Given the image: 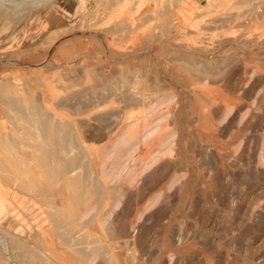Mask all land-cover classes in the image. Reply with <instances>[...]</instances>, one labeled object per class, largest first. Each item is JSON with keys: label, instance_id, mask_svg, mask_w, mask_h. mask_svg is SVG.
Here are the masks:
<instances>
[{"label": "rangeland", "instance_id": "obj_1", "mask_svg": "<svg viewBox=\"0 0 264 264\" xmlns=\"http://www.w3.org/2000/svg\"><path fill=\"white\" fill-rule=\"evenodd\" d=\"M0 264H264V0H0Z\"/></svg>", "mask_w": 264, "mask_h": 264}, {"label": "bare ground", "instance_id": "obj_2", "mask_svg": "<svg viewBox=\"0 0 264 264\" xmlns=\"http://www.w3.org/2000/svg\"><path fill=\"white\" fill-rule=\"evenodd\" d=\"M34 3V2H33Z\"/></svg>", "mask_w": 264, "mask_h": 264}]
</instances>
